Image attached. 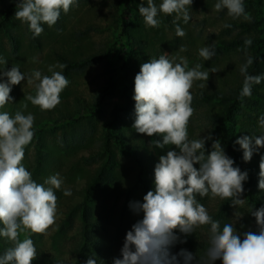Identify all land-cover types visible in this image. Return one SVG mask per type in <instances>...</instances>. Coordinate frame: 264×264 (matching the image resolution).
I'll return each mask as SVG.
<instances>
[{"label": "clouds", "instance_id": "1", "mask_svg": "<svg viewBox=\"0 0 264 264\" xmlns=\"http://www.w3.org/2000/svg\"><path fill=\"white\" fill-rule=\"evenodd\" d=\"M14 16L27 24L34 38L44 32V25L52 28L61 14L79 6V0H14ZM193 0H141L137 5L147 27L159 28L161 14L172 16L175 35H186L182 24L192 19ZM214 9L226 12L233 20L251 22L246 0H216ZM224 28H232L225 23ZM58 32L62 29L57 28ZM251 37L244 38V62L239 72L243 77L238 99L250 98L253 88L264 83V72L249 73L256 58L248 54ZM180 51H187L181 46ZM217 54L213 45L198 49L202 60H211ZM8 59L0 55V238L10 242L0 253V264H32L38 257L32 234H46L57 217V190L71 196L70 188H62L59 173L46 177L43 183L23 163L25 150L35 136V116L32 112L5 111L13 103L10 95L13 86L27 82L35 94L24 95L23 109L28 102L41 111L52 110L61 102V93L69 85L64 75L65 64L57 62L48 66V73L39 69L31 73L19 66L6 68ZM204 64L189 67L186 57H170L166 52L152 57L140 65L134 76L135 132L153 137L150 148L160 149L153 167L152 187L142 199H133L128 207L137 217L126 230L119 255L112 264H264V204L249 205L242 212L235 210L232 222L221 224L214 218L201 199L219 198L230 202L235 209L245 205L249 172L242 170L235 159L227 154L221 140L207 135L190 139L188 125L194 113L193 86L204 88L209 73L218 71ZM56 69H60L57 71ZM258 132L237 136L233 145L242 150V160L250 162L254 154L260 155L257 188L264 192V113L257 117ZM211 141L210 147L206 142ZM175 146V147H169ZM245 213L254 218L255 230L245 228L241 222ZM207 228V248L197 255L185 247L174 251L178 244L198 229ZM21 234L24 238L21 239ZM83 264H98L94 255Z\"/></svg>", "mask_w": 264, "mask_h": 264}, {"label": "rangeland", "instance_id": "2", "mask_svg": "<svg viewBox=\"0 0 264 264\" xmlns=\"http://www.w3.org/2000/svg\"><path fill=\"white\" fill-rule=\"evenodd\" d=\"M249 1L246 0V8L249 11L253 10L250 13L251 22L246 21L245 25L230 23L232 28H224V20L232 21L233 19L227 16L226 12H217L214 9L216 0H193L190 9L192 19L188 24L181 25L186 35L181 37L180 43L173 42L174 44L172 42L167 44L173 39L171 31L175 28L172 23L173 18L169 16L170 20L161 14V20L164 21L159 28L149 27L146 30L147 38L154 42L153 47L158 50L156 53L150 50L149 54L155 57V55L166 52L170 57L184 56L189 61V67L201 63L206 68L208 61L204 62L198 55L200 47L218 42L219 38L223 37L227 41L231 40L230 38L236 33L244 36L243 29L264 31L263 23L260 22L256 27V23H253L257 20L255 12L261 13V10L264 12V0H260L261 3L259 0ZM134 3H136L135 0ZM123 7L122 0H79L78 7H72L67 14L62 13L59 21L52 28L44 25V32L34 38L27 24L15 18L14 0H0V21L7 12L10 15L6 27H0V55L8 59L6 68L10 69L12 65H17L25 73L39 69L43 74H50L48 73L49 65L57 62L67 65L63 73L70 83L60 94L61 102L54 109L41 111L38 106L30 102H28V108L23 109L22 105L26 102L24 95L35 94L33 85L26 81L13 86L10 93L14 97L13 103H9L4 109L10 113L17 110L25 113L32 112L35 116V136L31 144L26 147L23 160L33 178L36 176L39 179L35 180L43 183L49 175L59 173L64 180L62 188L72 190L71 196L63 195L62 190L56 191L58 199L55 223L44 235L32 234L36 248L52 255L56 264H83L73 253L71 247L75 238L80 235L81 218L79 214L82 205H88L95 214H98L103 204L108 205L111 212L119 204L120 198L111 195L114 180L107 171L108 165L104 167L106 177L102 184L92 189L88 199L84 196L86 177L95 171L96 162L89 156V150H86L82 144L81 130L85 122L81 115L84 111L72 103L75 97L84 98L89 103L88 111L92 112V121L95 122L96 127L101 126L106 120H111L119 129L129 130L132 126L135 118L133 92L128 109L120 111L116 108L117 114L114 117L110 113L115 104L125 102L121 88L128 85V88L134 89L133 86L132 88L129 86L127 78L134 80L135 74L143 63V60L138 58L137 46L131 41H126L124 35L118 37L123 21L127 19L132 23L136 21L134 17L136 8L130 7L131 12L127 14L128 12ZM235 22L245 21L238 19ZM57 28L62 30L58 32ZM240 29L242 33H238ZM126 44L131 45L129 51H125L128 48L124 46ZM146 46H148L147 43ZM181 46H186L187 51H180ZM227 54L226 56L221 53L216 58L217 62L210 66L218 69L225 64L239 63L238 49L227 52ZM61 55L67 56L70 61L75 58L76 62L69 65L60 59ZM119 83L123 86L117 85ZM116 85L119 88H115ZM101 90L105 97L102 102L97 103V95ZM192 91L194 113L188 125L190 139L200 133L202 135L207 128L206 119L201 116L207 104L196 98L195 85ZM59 108L62 111H58ZM71 111L74 112L72 114L75 120L67 116V112ZM260 112L257 110L252 113L256 122ZM78 115L79 118H77ZM236 126L238 127V124ZM139 138L141 141L137 139L134 141L133 152L139 153L144 147L156 160L160 154H163V151L158 148H150L149 144L153 137L139 133ZM207 202L213 205L214 200L209 198ZM232 210L239 212V208L233 207ZM201 233L207 237L206 231L201 230ZM23 238L24 234H21V239ZM10 246V242L0 238V253Z\"/></svg>", "mask_w": 264, "mask_h": 264}, {"label": "trees", "instance_id": "3", "mask_svg": "<svg viewBox=\"0 0 264 264\" xmlns=\"http://www.w3.org/2000/svg\"><path fill=\"white\" fill-rule=\"evenodd\" d=\"M135 1L136 3H134V0H122L123 9L128 12L127 14L131 12L132 6L136 8L134 10L136 21L134 23L128 19L127 21H123L118 32V37L119 35H124L126 41H131L135 44L137 46L138 58L146 62L153 57L152 54H149V51L152 50L156 53L158 50L153 47L154 42L147 38L148 34L146 30L149 27H146L142 16L138 12L137 5L141 0ZM247 1L250 2L249 0ZM130 3H132L131 6ZM259 3H261L260 0ZM14 11L16 9H13ZM247 11L249 13L253 12V10L249 11L248 8ZM255 13H257L255 17L257 20L253 22L256 23L255 27L260 22L264 24V12L261 10L262 14L259 11ZM165 17L171 20L169 16ZM9 18L10 15L7 12L0 21V27H6V22ZM225 23L245 25L247 22L224 20ZM242 29L238 33H242ZM243 30L245 31L244 36L236 33L230 38L231 40L227 41L223 37L219 38L218 42L209 43L208 45H213L217 49V54L211 60H208L206 68L204 67L202 70L208 71V68L211 67L210 65L217 62L216 58L221 53L227 56V52L242 49L244 38L247 36L253 40L252 46L248 49V54L256 58V61L249 67L248 71L251 74L264 72V31L258 32L256 29ZM171 31L173 39L167 44L171 42L180 43L181 37L175 35V28ZM146 43L148 46H146ZM124 46L128 47L125 51H129L131 45L126 44ZM158 56L155 55V57ZM245 58L244 53L239 51L238 64H225L220 66L217 72H210L208 81L203 82L206 85L204 88L198 87L199 83L202 82L194 84L197 88L196 98L207 104L204 112L201 114L206 119L207 124L206 131L202 136L207 135L211 131L214 138L221 140L227 154L235 159L236 164L242 170L247 169L249 172L250 179L244 184L246 189L244 193L245 205L243 208H239V212L244 211L252 204H255L256 207L264 204V192H260L257 188L260 155L254 154L251 161L246 163L242 160V150L239 149V145H233V141L237 136L258 132V125L252 113L257 110L261 111L260 113H264V83L256 85L253 88V94L250 98L246 97L243 101L238 99L243 80L239 68ZM60 59L69 65H72L74 61L76 62L75 58L70 61L65 55H61ZM127 81L131 88L132 86L134 87V80L128 77ZM110 84H112V81H110ZM117 85L123 86L120 83ZM117 85L115 88H119ZM102 90L97 95V103L104 100L105 96ZM121 90L125 102L113 106L110 112L112 117L117 114L116 108L120 111H125L129 108L128 105L131 102L133 90L128 88V85L123 86ZM72 104L84 111L81 115L82 120L85 122L83 130H81L82 144H84L83 147L86 150H89V156L96 162L95 171L89 173L86 177L84 196L88 199V195L92 193V189L102 184L104 177H106L104 167L108 165L107 171L112 175V180H114L111 195L120 198V200L113 212H111L108 205L103 204L98 214H95L88 205H82L79 214L81 218L79 225L80 235L75 238L71 247L73 253L82 262L88 256L95 254L98 264H112L113 257L119 255V249L122 246L126 230L137 219L129 209L128 203L133 199H142L143 195L152 187L153 167L156 159L144 147H142L139 153L132 151L134 141L136 139L141 141L139 133L135 132L132 126H130L129 130L119 129L111 120H106L102 122L101 126L96 127L95 122L92 121V112L88 111L89 103L84 98L75 97ZM58 111H62V109L59 108ZM72 113L74 112H67V116L75 120L76 118H74ZM77 118H79V115ZM237 124L238 127L236 126ZM195 138H199V135L191 139ZM210 145L211 141H207L206 146L210 147ZM261 151L264 152V149H261ZM113 156L114 158H112ZM33 179L39 178L34 176ZM208 200L209 198L205 197L200 202L205 204V206L208 205L209 213L214 218L219 219L221 224L232 222L234 212L230 202L214 198L213 205H209ZM241 222L246 229L251 227L252 230H255L254 218L250 217L247 213H245ZM201 230L207 232L206 227L198 229L196 233L188 236L186 244H178L174 251H178L180 247H185L193 253H197V255H203L207 248V237L202 235ZM37 251L38 257L32 264H56L52 255L40 248H37ZM216 264H220V261L218 260Z\"/></svg>", "mask_w": 264, "mask_h": 264}]
</instances>
